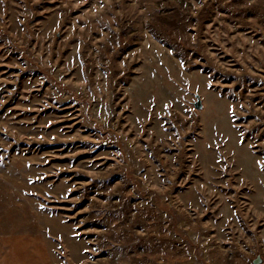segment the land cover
<instances>
[{
  "label": "rangeland",
  "instance_id": "obj_1",
  "mask_svg": "<svg viewBox=\"0 0 264 264\" xmlns=\"http://www.w3.org/2000/svg\"><path fill=\"white\" fill-rule=\"evenodd\" d=\"M0 264H264V0H0Z\"/></svg>",
  "mask_w": 264,
  "mask_h": 264
},
{
  "label": "water",
  "instance_id": "obj_2",
  "mask_svg": "<svg viewBox=\"0 0 264 264\" xmlns=\"http://www.w3.org/2000/svg\"><path fill=\"white\" fill-rule=\"evenodd\" d=\"M196 106L199 107V102L196 103Z\"/></svg>",
  "mask_w": 264,
  "mask_h": 264
}]
</instances>
